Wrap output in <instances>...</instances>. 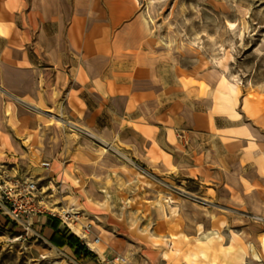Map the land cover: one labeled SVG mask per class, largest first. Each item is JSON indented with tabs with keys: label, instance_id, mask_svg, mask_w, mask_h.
I'll return each instance as SVG.
<instances>
[{
	"label": "rangeland",
	"instance_id": "374dc122",
	"mask_svg": "<svg viewBox=\"0 0 264 264\" xmlns=\"http://www.w3.org/2000/svg\"><path fill=\"white\" fill-rule=\"evenodd\" d=\"M135 1L140 13L155 15L147 35L161 46L160 52L170 36L184 43L173 52L186 56L178 68L192 69L193 111L205 110L201 102L211 109L219 135H225L223 128L242 123L245 104H252V125L260 139L252 167L260 172L233 173L228 185L218 177L184 182L186 177L177 171H159L138 158V142L129 139L138 134L136 123L123 127L128 141H119L120 118L109 104L98 109L86 85L73 95L72 107L63 102L65 93L47 107L25 86L22 75L16 76L17 89L10 90L7 68L0 78V167L11 173L20 165L24 170L16 173L40 179L49 200L45 215L68 214L67 222L80 216L79 222L92 224L96 236L114 247L106 257L98 255L97 264H250L248 257L264 264V183L260 187L255 182L264 177V0ZM101 2L17 0L23 6L18 24L32 26L34 40L19 51L29 54L33 66L21 61L17 68L37 72L51 66L50 55L37 45L41 25L49 37L63 42L72 22L88 12L94 15ZM59 48L50 49L54 58L57 51L61 54L54 63L71 72L77 63L73 52L80 51ZM7 50L2 42L0 52ZM185 130L175 128L182 145ZM193 138L198 140V134ZM45 161L50 167L42 166ZM90 225L84 227L86 233ZM0 264L85 263L27 235L0 211Z\"/></svg>",
	"mask_w": 264,
	"mask_h": 264
},
{
	"label": "crops",
	"instance_id": "0c3cea01",
	"mask_svg": "<svg viewBox=\"0 0 264 264\" xmlns=\"http://www.w3.org/2000/svg\"><path fill=\"white\" fill-rule=\"evenodd\" d=\"M32 4L29 6L31 9ZM21 11L23 6H18L17 0H0V45L3 42V46L8 48L0 52V78L7 68L10 90L17 89L16 76L19 74L26 78L25 86L39 95L42 105L48 107L57 103L61 94L65 93L62 100L72 107L73 95L81 93L86 85L98 109L105 107L104 103L109 104L120 118L122 130L119 131V141H128L122 136L123 127L130 121L136 123L137 136L128 138L138 142V158L141 160L144 157L146 160L141 161L153 169L177 171L186 177L184 182L194 178L208 182L218 177L228 185L229 175L233 173L252 176L256 168L260 172L259 167H252V155L257 156L254 150L260 140L252 125V104H245L242 123L223 128L226 136L219 135L220 129L211 109L201 102L205 110L201 113L193 111L195 90L192 69L182 65L177 67L186 56H178L174 50L165 48L159 51L161 46L147 35L150 24L145 23L144 13H140L135 0H102L100 7L92 10L94 15L88 12L72 22L68 28V40L63 42L49 37L41 25L38 32L41 40L37 41V45L42 52L50 55L52 63L51 66L38 67L37 72L32 68H17L21 61L32 64L29 54L19 51L34 41L32 26L22 28L18 24L17 17ZM55 45L58 50L60 45H66L73 51H80L79 55L73 52L77 63L72 66L71 72H66L62 64L54 63L61 60L60 51H57L56 58L50 53ZM200 75L204 77L205 73ZM182 126L188 132L184 135V145L178 142L175 135V128ZM140 131L151 132L154 136L141 135ZM193 134H198V140H194ZM150 141L152 146L147 144ZM177 151H182V154L178 156ZM20 167H13L11 174L12 171L23 172ZM239 167L241 169L237 170ZM255 182L263 187L264 177H256ZM48 205L49 202L44 213L25 219L26 225L12 221L0 211L6 222L22 228L31 237L43 239L54 249L66 253L74 262L97 264L98 255L104 258L114 248L106 246L103 238L96 236L92 224L79 222L80 216L67 222L56 214L45 215ZM87 225H90L88 233L84 229ZM27 226L30 228L27 229ZM96 238L99 241L96 242ZM79 245L89 249L94 256L78 250Z\"/></svg>",
	"mask_w": 264,
	"mask_h": 264
},
{
	"label": "built area",
	"instance_id": "2783aa9c",
	"mask_svg": "<svg viewBox=\"0 0 264 264\" xmlns=\"http://www.w3.org/2000/svg\"><path fill=\"white\" fill-rule=\"evenodd\" d=\"M50 165V161L42 163L44 168ZM39 182V178L11 174L9 169L0 167V209L3 213L12 221L26 225L25 219L47 211L48 195L44 188L39 186ZM59 217L67 219L70 216L59 214ZM29 228L27 226V229ZM96 241H99V238H96ZM119 260L120 258H115V261Z\"/></svg>",
	"mask_w": 264,
	"mask_h": 264
},
{
	"label": "bare ground",
	"instance_id": "6f19581e",
	"mask_svg": "<svg viewBox=\"0 0 264 264\" xmlns=\"http://www.w3.org/2000/svg\"><path fill=\"white\" fill-rule=\"evenodd\" d=\"M154 14L153 13H149L148 15H144L143 16V18H144V21H145V23L146 24H150L151 22H153L154 21ZM163 45H164V48L165 49H167V50H177V49H179V48H183L184 47V43H180L178 40H177V38L176 37H174V36H170L169 38H168V40L167 41H164L163 42ZM92 137H95L96 135H94V134H92V133H89ZM63 211H66V210H63ZM211 217V219H214L215 218V216L214 215H211L210 216ZM75 231L76 232H79V230L78 229H75ZM95 241H96V239H94ZM97 242V241H96ZM96 246L94 245V248H95ZM247 260H248V262L250 263V264H257V261L254 259V258H252V257H248L247 258Z\"/></svg>",
	"mask_w": 264,
	"mask_h": 264
},
{
	"label": "trees",
	"instance_id": "16d2710c",
	"mask_svg": "<svg viewBox=\"0 0 264 264\" xmlns=\"http://www.w3.org/2000/svg\"><path fill=\"white\" fill-rule=\"evenodd\" d=\"M78 250L82 251L83 253H85L86 255H89V256H94V253L91 252L89 249H87L86 247L84 246H78ZM79 259H82L81 256H79Z\"/></svg>",
	"mask_w": 264,
	"mask_h": 264
}]
</instances>
